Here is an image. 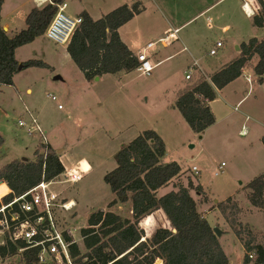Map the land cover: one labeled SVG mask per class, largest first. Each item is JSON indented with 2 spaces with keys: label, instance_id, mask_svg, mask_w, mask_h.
Segmentation results:
<instances>
[{
  "label": "rangeland",
  "instance_id": "rangeland-1",
  "mask_svg": "<svg viewBox=\"0 0 264 264\" xmlns=\"http://www.w3.org/2000/svg\"><path fill=\"white\" fill-rule=\"evenodd\" d=\"M135 1L140 3L142 10L118 28L121 40L132 50L147 41L156 40L164 27H177L200 11L203 15L196 22H185L179 34L188 48L195 30L200 35L201 49H208L216 40H221L223 47L211 56L216 63L224 59L222 50L235 54L239 40L250 36L264 37V28L255 27L251 17L244 15L256 12L258 8L252 13L250 6L251 3L257 6L255 0H242L244 13L239 6L241 0H65L64 12L75 17L86 11L97 19L120 5ZM247 4L249 10L245 8ZM33 5L32 0H5L4 21L11 29L24 28L25 17ZM206 16L213 17L211 26L205 25ZM223 25H227L226 29L222 28ZM44 37L38 36L16 48L15 57L19 64L37 59L49 66L23 67L13 74L12 84L0 87V166L13 159L33 158L40 134H28L25 125L18 126L19 120L28 122L27 109L54 149L62 148L65 168H72L74 159L82 156L77 159V166L85 169L88 167L86 160H89L94 167L79 182L51 186L56 191L61 189L63 195L77 203L73 210L65 213L64 218L68 227L77 228L74 231L76 239L79 228L85 226L89 215L97 210H112L120 219L132 218L129 203L108 205L112 193L103 181V175L115 167L113 154L121 144L151 129L164 142L162 161H176L180 166L179 180L185 184V177L189 176L194 184L200 186L199 193L190 190V194L196 202V210L205 214L212 228L220 230L218 241L229 264H243L244 249L215 209L217 201L227 196L237 199L242 207L239 221L258 232L257 241L264 244V208L251 205L244 198L247 189L242 188L254 175L264 173V143L260 139L264 134V93L257 89L251 65H247L244 72L252 79V89L246 93L247 85L244 84L243 94L246 95L235 106L236 109L233 108L235 102L229 108L217 99L213 107L221 109L214 108V122L199 135L171 106L184 83L205 77L210 71L207 67H204V73L194 70L187 50L156 64L149 74L133 69L118 74H102L98 79L94 77L84 81L63 45ZM158 47H161L159 43L153 49ZM180 47L179 41L174 42L164 54L168 51L173 53ZM162 52L159 55H164ZM159 57L152 56L150 60L155 63ZM189 68L191 77L184 79V71ZM55 75L60 78H54ZM261 86L264 90V83ZM26 88L30 91L26 92ZM52 94L55 100L50 98ZM57 104L61 107L58 108ZM221 105H224L223 109ZM221 162L223 165L218 168ZM193 165L199 170V175L190 172ZM171 188L170 182L156 195ZM142 218L138 227L147 236L155 228L169 226L164 212L159 209ZM2 239H5V233H0ZM77 245L83 252L80 241ZM249 259L246 264H254V256ZM11 260L0 259V264H14L16 257Z\"/></svg>",
  "mask_w": 264,
  "mask_h": 264
},
{
  "label": "trees",
  "instance_id": "trees-1",
  "mask_svg": "<svg viewBox=\"0 0 264 264\" xmlns=\"http://www.w3.org/2000/svg\"><path fill=\"white\" fill-rule=\"evenodd\" d=\"M63 2L65 0H50L40 7L34 6L25 17V27L12 35H8L0 23V87L12 84V76L18 71L16 48L42 36L56 12V5ZM256 2L258 9L251 19L254 26L262 27L264 0ZM2 3L0 0V9ZM141 10L140 3L135 1L120 5L97 19L86 11L78 14L81 22L73 30L66 52L86 80L136 69L139 62L121 40L118 28ZM253 56L257 57L252 66L253 74L256 82L261 83L264 79V38L250 37L239 43L238 55L211 73L209 79L198 77L178 90L171 106L179 111L193 132L200 135L214 122L209 102L215 98L216 89L237 78ZM48 66L37 59L21 62V68ZM261 141L264 143V135ZM164 153L162 138L151 129L119 146L113 154L115 167L103 175V181L112 193L108 205L129 202L132 218L120 219L115 213L101 210L92 212L88 222L97 227L82 230L83 252L76 244H70L71 264H154L156 259L160 260L159 264H229L212 226L196 210V202L190 194V190L199 193L200 186L189 176L183 184L179 180V164L163 162ZM63 170L56 150L40 141L34 147L32 159H13L0 166V180L3 181L0 183V204ZM170 182L169 191L156 195ZM242 188L247 189L244 198L251 205L264 208V173L253 176ZM157 209L164 212L170 229L157 228L149 238L141 240L143 230L137 221ZM215 209L241 243L243 264L250 260L248 253L254 256V264H264V244L257 241L258 232L239 221L242 210L239 201L228 196L217 201ZM5 239L0 244L1 261H12L16 257L14 264H57L53 261L40 263L39 249L25 248L23 240Z\"/></svg>",
  "mask_w": 264,
  "mask_h": 264
},
{
  "label": "built area",
  "instance_id": "built-area-1",
  "mask_svg": "<svg viewBox=\"0 0 264 264\" xmlns=\"http://www.w3.org/2000/svg\"><path fill=\"white\" fill-rule=\"evenodd\" d=\"M44 2H50V0L36 1L38 6L44 4ZM56 7V12L45 28L43 35L54 43L65 45L69 41L75 27L81 22V17L79 15L75 17L67 15L64 12L65 2L57 4ZM205 21L207 25H210L212 17L206 16ZM177 31L178 28H168L165 30L162 37L155 41L147 42L141 49H139L135 53L139 62L136 69L143 74H149L153 69L154 64L150 60L148 49L157 43L164 45L171 40L176 39ZM221 46L222 41L216 40L208 49L207 53L209 55H214ZM193 65L197 66V62L193 61ZM190 77L191 69L189 68L185 73L184 78L189 79ZM205 78L209 79L207 76H205ZM245 79L250 82L249 76H246ZM50 98L52 100L56 99L53 94L50 95ZM57 107L60 108L61 105L57 104ZM27 114L29 117L28 122L24 123L22 120H19L18 126L22 127L25 125L28 134L38 132L40 134V141L43 144H46L47 141L43 134L44 131L37 123L36 118L28 110ZM43 150H45V148H43ZM222 165L223 162L218 165V168H221ZM89 170V165L85 169H80L76 163L72 168H64L60 174L51 179H41L38 183L27 189L22 194L14 196L6 203H1L0 233H5V238L12 242H15L16 240H23L26 245L25 248L37 247L39 249L37 258L40 263L53 261L57 264H71L72 259L69 252L70 244L73 243L77 245V241H80L82 244V230L87 228H96L97 225L90 224L87 218V224L79 228L76 239L74 231L77 228L73 229L68 227L64 222L65 213L74 209L76 201L71 197L63 195L60 190L56 191L52 189L53 187L51 186L57 183H77ZM190 172L197 174L198 169L196 166H191ZM101 211L103 213L112 212V210ZM140 222L141 221L138 220L137 225L138 223L140 225ZM163 228L170 229V226ZM156 229L157 228H155L153 232ZM153 232L147 236L143 231L141 240L149 238ZM5 240L6 239L0 240V244H3ZM248 257L251 258L252 254L248 253Z\"/></svg>",
  "mask_w": 264,
  "mask_h": 264
},
{
  "label": "crops",
  "instance_id": "crops-1",
  "mask_svg": "<svg viewBox=\"0 0 264 264\" xmlns=\"http://www.w3.org/2000/svg\"><path fill=\"white\" fill-rule=\"evenodd\" d=\"M36 1L37 0H32V3H34V5L33 6H37V7H40V6H38L37 5V3H36ZM256 1V0H255ZM4 2H5V0H3V4H2V7H1V12H0V16H1V18H0V23H1V25H2V28H5L4 30L6 31V33L8 34V35H12L13 33H15L16 31H18L19 29H21V28H19V29H17V27H14L13 29H11L10 27H9V23L7 22V21H4V19H3V17H4V11H3V5H4ZM45 3H47V2H44V4ZM241 3H242V0H241V2H240V4H239V6H240V10L243 12V10H242V8H241ZM257 3V2H256ZM43 5V4H42ZM41 5V6H42ZM251 7H252V13L258 8V4H257V6H255V4H253V3H251V5H250ZM247 7H248V4H247ZM246 8V7H245ZM248 9H250L249 7H248ZM247 10V9H246ZM3 11V12H2ZM244 13V12H243ZM203 14H202V11H200V12H198L197 14H195V15H193V17H191L189 20H187V21H185V22H189V21H191V20H193V21H197L198 20V18L200 17V16H202ZM244 15L245 16H247V17H251L252 16V14H250V15H246L245 13H244ZM206 18V17H205ZM213 21H214V19H213V17H212V22L210 23V25H207L206 24V21H205V25L208 27V26H211V24L213 23ZM185 22L184 23H182L181 25H179V26H177V27H173V28H178V31H177V34H176V36H177V38L176 39H174V40H171L170 42H168V43H166V44H164V45H162L161 43H159L160 44V46L161 47H158V48H156V49H153V47L155 46V45H157V44H155L153 47H151L150 49H148V54L150 55V57H152V56H155V57H157V56H160L159 58H157L156 59V62L155 63H153L154 64V66L156 65V64H158V63H160V62H163V61H165V60H168V59H170L172 56H174L177 52H181L182 50H187L188 51V53H189V55H190V58L192 59V65H193V61H196L197 62V66L196 65H193V67L195 68L194 70H197L198 72H201V73H204V71H203V69H204V67H207V68H209L210 69V71H209V73H208V75H206L207 77H209L210 75H211V73H213L215 70H217L222 64H224V63H226V62H228L229 60H231L232 58H234L235 56H237L238 55V51L236 50V48H235V50H236V53L235 54H232L231 52H229V51H227V50H222V52H221V54H222V58H224L223 60H221V61H219L218 63H216L213 59H211V56L212 55H209L207 52H208V49L212 46H209V48L208 49H201V47H200V42H201V40H200V35L197 33V31L195 30V32L193 31V34H191V38H192V41H191V47L190 48H188V45H187V42L185 41V39H183V36H181L180 34H179V29L185 24ZM201 23H203V22H201ZM204 24V23H203ZM226 27H227V25H223V29H226ZM256 27V26H255ZM168 28H171V26H166V27H164L162 30H161V32L158 34V37H157V39L158 38H160V37H162L163 36V34H164V32H165V30H167ZM257 28H264V26H262V27H257ZM119 33V32H118ZM40 37H44L43 35L42 36H40ZM250 37H252V36H250ZM250 37H248L246 40H248ZM45 38V37H44ZM260 38H264V37H259L258 39H260ZM156 39V40H157ZM235 39H237V40H239L237 37H235ZM246 40H239L238 42H237V45H238V47H239V43L240 42H242V41H246ZM151 41V40H150ZM150 41H147V42H150ZM155 41V40H154ZM177 41H179L180 42V45H181V47L177 50V51H175V52H173V53H170V51H168L167 53H165L164 54V51H165V49H167L169 46H171V45H173V43L174 42H177ZM146 42V43H147ZM145 43V44H146ZM126 44V43H125ZM145 44H142V45H140V46H137L134 50H132V48L131 47H129L127 44V47L135 54L139 49H141ZM223 47V44H222V46H221V48ZM63 48L65 49V51H66V44L65 45H63ZM190 49H192L194 52L192 53V51L190 50ZM161 50H163V54L164 55H159V53L161 52ZM16 52V51H15ZM67 53V52H66ZM67 55H68V53H67ZM69 56V55H68ZM16 58V57H15ZM17 59V58H16ZM257 61V57L256 56H253L252 58H251V60H250V62H248V64L247 65H251V67L255 64V62ZM191 65V66H192ZM246 65V66H247ZM246 66L243 68V70H242V72H241V74L237 77V78H235L234 80H232V81H230L229 83H227L225 86H223L222 88H220V89H216V96H215V98H214V100H211L210 102H209V106H210V109H211V111L213 112V114H214V117H215V109H221V108H218L217 106L216 107H213V103H217V102H215V101H217V99H220L221 100V102H222V104H224V105H227L229 108H231V104H232V102H235L236 104L233 106V108L234 109H236L235 108V106L236 105H238L240 102H241V100L242 99H244V97H245V95L246 94H243V92H244V88H245V86H244V84H246L247 85V91H246V93H248L249 92V90H251L252 89V79L250 78V82H248L246 79H245V77L246 76H249V74H245V68H246ZM80 71V75L85 79V77H84V75H83V73H82V71L81 70H79ZM187 72V70L186 71H184V75H185V73ZM119 73H121V72H119ZM118 74V73H117ZM184 75H183V77H184ZM100 77V76H99ZM185 79V78H184ZM255 81H256V78H255V75H254V78H253ZM84 81H86V79L84 80ZM88 81V80H87ZM188 81V80H187ZM262 83H264V79H262V82L261 83H258L257 82V84H256V86H257V89H258V91H260L261 92V94L262 93H264V90H262ZM186 83H184L183 84V86L182 87H180V89L181 88H183L184 87V85H185ZM30 91V89L29 88H26V92H29ZM223 105V106H224ZM260 105H261V102H260ZM223 106L221 105V107H222V109H223ZM215 108V109H214ZM261 108V107H260ZM28 110V109H27ZM29 112H30V110H28ZM262 135H264V134H262ZM262 135H261V137H262ZM46 137V136H45ZM261 139V138H260ZM46 141H47V143L51 146V147H53L52 146V144H51V142L50 141H48L47 140V138H46ZM54 148V147H53ZM56 152L59 154V159H60V161H61V163L63 164V162H62V158H61V154H62V148L61 149H56ZM78 158H83L82 156H80V157H76L75 159H74V165L77 163V159ZM86 162H87V164L90 166V170L91 169H93V167H94V165H92L90 162H89V160H86ZM63 166H64V164H63ZM194 166V165H193ZM92 167V168H91ZM64 168H65V166H64ZM89 170V171H90ZM188 170V169H187ZM189 172V171H188ZM259 174V173H258ZM198 175H199V170H198ZM257 175V174H256ZM255 176V175H254ZM196 178V177H195ZM249 181V180H248ZM247 181V182H248ZM3 182V181H2ZM5 184V183H4ZM195 184H197V183H195ZM6 185V184H5ZM167 186V185H166ZM7 187V186H6ZM7 189H8V187H7ZM58 189V188H57ZM62 193H63V191L61 190V189H59ZM9 191V189L7 190V192ZM6 192V193H7ZM5 193V194H6ZM160 195V194H159ZM228 197V196H227ZM112 198V197H111ZM216 200H214V202H215ZM127 203H129V202H127ZM77 204V203H76ZM130 204V203H129ZM116 205H120V204H116ZM130 206V205H129ZM208 210V209H207ZM201 214L205 217V214H203L202 212H201ZM206 218V217H205Z\"/></svg>",
  "mask_w": 264,
  "mask_h": 264
},
{
  "label": "water",
  "instance_id": "water-1",
  "mask_svg": "<svg viewBox=\"0 0 264 264\" xmlns=\"http://www.w3.org/2000/svg\"><path fill=\"white\" fill-rule=\"evenodd\" d=\"M3 29H5V28H3ZM235 48H236V50H238L239 49L238 45H236ZM19 69H21V63L18 65V70ZM54 78H60V76L59 75H55ZM95 79H98V76H96ZM23 159H25V158H23ZM212 229H213L214 234L218 237L219 234H220V230L217 227H213ZM159 262H160V260L156 259L154 264H159Z\"/></svg>",
  "mask_w": 264,
  "mask_h": 264
},
{
  "label": "bare ground",
  "instance_id": "bare-ground-1",
  "mask_svg": "<svg viewBox=\"0 0 264 264\" xmlns=\"http://www.w3.org/2000/svg\"><path fill=\"white\" fill-rule=\"evenodd\" d=\"M246 9L249 10L248 7H247V5H246ZM0 183H2V181H0Z\"/></svg>",
  "mask_w": 264,
  "mask_h": 264
},
{
  "label": "snow or ice",
  "instance_id": "snow-or-ice-1",
  "mask_svg": "<svg viewBox=\"0 0 264 264\" xmlns=\"http://www.w3.org/2000/svg\"><path fill=\"white\" fill-rule=\"evenodd\" d=\"M85 167H86V165H85Z\"/></svg>",
  "mask_w": 264,
  "mask_h": 264
}]
</instances>
